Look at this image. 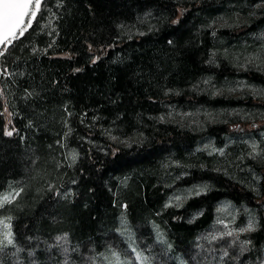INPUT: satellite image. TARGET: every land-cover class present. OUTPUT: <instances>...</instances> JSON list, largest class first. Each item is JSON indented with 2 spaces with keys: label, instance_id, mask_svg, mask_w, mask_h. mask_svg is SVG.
I'll list each match as a JSON object with an SVG mask.
<instances>
[{
  "label": "trees",
  "instance_id": "trees-1",
  "mask_svg": "<svg viewBox=\"0 0 264 264\" xmlns=\"http://www.w3.org/2000/svg\"><path fill=\"white\" fill-rule=\"evenodd\" d=\"M226 1L42 0L32 27L0 56V193L9 183L22 184L0 208V217L11 218L13 234V244L0 251V264H57L60 252L50 244L58 235H65L72 261L109 245L124 253L126 244L115 232L123 206L143 247L153 243L152 224L158 223L184 260L196 234L213 222L216 202L248 205L258 213L252 248L262 247L263 187L257 196L233 172L225 175L203 154L192 155L202 136L222 146L223 137L240 127L212 124L197 133L158 120L162 105L247 104L197 91L206 78L220 85L236 75L226 61L218 67L209 61L212 48H222L208 24L227 14L215 5ZM144 17L150 22L142 32L127 33ZM5 68L11 74L6 79ZM242 76L264 85L257 73ZM103 129L144 138L122 147L102 138ZM82 138L102 142L106 152ZM62 145L77 150L78 158L66 163L58 157ZM167 157L186 166L176 184L205 183L208 190L178 208L165 207L172 192L163 170ZM65 187L67 199L58 195Z\"/></svg>",
  "mask_w": 264,
  "mask_h": 264
},
{
  "label": "rangeland",
  "instance_id": "rangeland-1",
  "mask_svg": "<svg viewBox=\"0 0 264 264\" xmlns=\"http://www.w3.org/2000/svg\"><path fill=\"white\" fill-rule=\"evenodd\" d=\"M172 1L195 4L211 0ZM215 5L221 12L227 14L214 18L208 24L212 37L220 40L218 42L215 39L216 46L222 48L219 51L212 48L209 61L217 67L221 65L220 60L226 61L236 75L225 78L220 85L216 84L213 78H206L197 86V91L212 98L220 96L247 101V104L218 109L203 104L193 108L186 105L184 109L177 108L174 104L162 105L163 113L159 115L158 120L197 133H202L207 125L212 124H229L237 126L238 129L240 127V131L223 137L222 146L216 144L214 137L202 136L193 148L192 155L203 154L213 163V170L225 175L232 176L230 174L233 172L234 178L239 179L253 194L259 196L261 187L264 189V128L259 129L264 122V108L256 103H264V85L250 82L247 78H243L242 74L254 72L264 79V0H239L238 3L227 0L224 5L222 3ZM150 15L153 14H146V17ZM146 17L132 29L126 27L125 30L130 31L126 32L131 34L142 32L144 26L146 27L150 22ZM239 30L244 31L239 33ZM220 32L226 35V38L218 37ZM4 50V47L0 46V51ZM2 76L6 79L11 74L8 71L7 74L2 73ZM3 111L8 123V111L5 108ZM64 129H67L66 126ZM101 136L122 147H127L131 143H141L144 138L142 134L120 136L111 129H103ZM82 140L93 145L96 150L106 152L102 142H92L88 138ZM73 156L75 159L78 158L77 150L62 145L58 157H63L66 163H70L73 161ZM174 161L167 157L163 165L164 176L171 183L172 188L165 207L178 208L189 197L206 192L208 185L176 184L180 177L186 174V166ZM52 183L50 182L48 188L53 186ZM21 185L20 182L9 183L8 188L0 193V202H2L0 208L17 197ZM70 193L65 187L59 190L58 195L67 199ZM124 208L125 206L122 207L118 228L115 231L126 244L124 253L109 245L100 254L95 255L92 249H88L86 254L81 256L80 262L72 261L71 254L67 252L69 246L65 235H58L50 244L60 252L57 264H264V243L259 250H254L249 238V235L259 228L257 210L251 206L236 205L229 200L216 202L213 222L196 234L192 249L184 260L172 250L165 230L158 223L152 224L153 243L148 249L143 247L142 240L137 238L125 218ZM4 224L11 225V218L0 217V251L13 244L11 229L12 243L9 244L5 239L7 229ZM249 225L252 230H247Z\"/></svg>",
  "mask_w": 264,
  "mask_h": 264
},
{
  "label": "snow or ice",
  "instance_id": "snow-or-ice-1",
  "mask_svg": "<svg viewBox=\"0 0 264 264\" xmlns=\"http://www.w3.org/2000/svg\"><path fill=\"white\" fill-rule=\"evenodd\" d=\"M41 6L42 0H0V46L5 49V51H0V56H4L14 41L24 36L32 27ZM8 71L5 68L3 74H7ZM12 134V131L5 133L8 136ZM73 160H75V156H73ZM4 227L7 229L5 239L11 244V225L4 224ZM247 230H252L251 225Z\"/></svg>",
  "mask_w": 264,
  "mask_h": 264
}]
</instances>
